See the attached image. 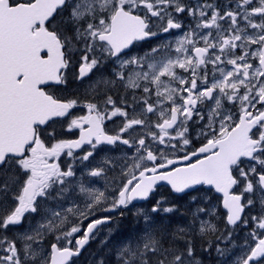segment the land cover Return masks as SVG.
Here are the masks:
<instances>
[{
    "label": "snow or ice",
    "instance_id": "6c2138e0",
    "mask_svg": "<svg viewBox=\"0 0 264 264\" xmlns=\"http://www.w3.org/2000/svg\"><path fill=\"white\" fill-rule=\"evenodd\" d=\"M70 82L89 97L85 115L49 90ZM56 118L78 138L47 131ZM193 125L204 142L189 151ZM160 182L198 193L190 219L162 215L178 211L163 196L135 207ZM131 208L134 227L102 241L111 264H204L213 251L228 264L236 249L231 264H264V0H0V264H75Z\"/></svg>",
    "mask_w": 264,
    "mask_h": 264
},
{
    "label": "flooded vegetation",
    "instance_id": "af4514ba",
    "mask_svg": "<svg viewBox=\"0 0 264 264\" xmlns=\"http://www.w3.org/2000/svg\"><path fill=\"white\" fill-rule=\"evenodd\" d=\"M221 2H223V0H221ZM181 19L186 25L192 23L191 19H189L186 14L183 17H181ZM153 30H157V29L154 28ZM179 34H180L179 30H173L172 37L164 33H161V37L163 39H172L174 38L175 35H179ZM158 42L159 41L154 38L150 44L144 43V42H140V43L143 45V49H147L150 46H153ZM137 51H141V54H142V49H140L139 46L137 48L132 49L133 54ZM77 88H78L77 84L70 82L67 88L59 87V88L49 89L50 91L53 92L54 95H56L57 97L61 99H78L80 101L77 107L70 110L72 117L79 116V115H85L87 112V109L83 107V103L86 100H88L89 97L85 95L82 87L79 88V91H76ZM70 118L71 117H69V119ZM152 118L155 119V117H152ZM119 125H120V121L116 118H113L112 121H105V125H104L105 131L109 132V134H114V132L118 130ZM53 129H55L57 133V137H56L57 139H76L79 136L78 129H73L71 131L67 129V121L65 120V118H56L55 122H50V127L47 129V131H52ZM191 130H192L193 144L189 146V149H188L189 151L193 150L194 148H198L204 142L203 140L196 139V131H198L199 129L196 128L195 125L192 126ZM42 138H44L43 135H42ZM106 147L112 148L114 146H106ZM122 148L123 146H121L120 149H116L113 152L108 153V155L119 156L121 155ZM87 150H88L87 146H85L84 151H87ZM74 154L83 155V151L77 149V150H74ZM104 155H105V152H100L95 156L94 160H91L90 162H84V164L88 165V168L94 167L96 165V161L100 160L101 157H103ZM69 159L70 158L66 157V155L62 154V157H61L62 161H68ZM78 167L83 168L85 172L88 170L87 168H84L83 165H78ZM79 175L80 173L78 172L77 176L79 177ZM111 176H112V173H109V177ZM88 180L95 181V186L97 187H100L101 185L104 184L103 178H88ZM197 187L201 189L200 194H203V192L206 189L210 188V186H206V185L197 186ZM192 195H198V193L190 192L188 195L174 194L171 192L170 186H168L166 182L165 183L160 182L156 189L155 195L151 198L150 201H147V202L141 201V202H134V203H135L136 208L150 207L152 202H154L156 199H159L161 196H163L166 198L169 204H175L176 207L178 208V211L175 213L162 214L166 218H170L175 223L177 221H181L182 218L184 217H187L188 219L191 218V211L195 209V207L197 206L195 204L190 203V197ZM210 196H211V200L213 204H215V201L218 200L217 202L218 213L222 212V215L225 214L226 216V211L222 207V199H223L222 194L216 193L215 190L212 189ZM165 206H168V204H166ZM133 212H135V208H131L130 211L126 212L123 218L119 216V212L112 213V216L114 218L113 221L108 223L107 225L101 226L98 234L100 232H105L109 234V229H112L113 231L117 229L118 231H121L123 235H125L135 225V221L133 218ZM248 215H257V210L250 209L248 211ZM250 228H251V225H249L248 228L237 227L235 229L240 233V235L239 233L234 234V239H235L236 244L239 241V237H241L242 231L243 230L249 231ZM98 234L96 235V238L91 240L89 244L82 250L81 255L78 258H74L75 264H86V263L95 264L96 260L98 259L100 255V251H98V248L95 245L96 240L99 239ZM229 247L231 246L229 245ZM200 258L203 260L204 264H211V257H209L208 255L205 254L204 256Z\"/></svg>",
    "mask_w": 264,
    "mask_h": 264
},
{
    "label": "rangeland",
    "instance_id": "374dc122",
    "mask_svg": "<svg viewBox=\"0 0 264 264\" xmlns=\"http://www.w3.org/2000/svg\"><path fill=\"white\" fill-rule=\"evenodd\" d=\"M217 202L218 200L215 201V206L217 208ZM257 210V215L260 214V209H259V205L257 204V207L254 208ZM194 210V209H193ZM192 210V211H193ZM218 212V210H217ZM219 214V217L220 219L217 220V225L218 227L221 229V230H224L225 229V225H224V220H223V217L225 216V214L222 215V212L221 213H218ZM230 230V229H229ZM248 232V230H243L242 233H241V237H239V241L237 244H242L243 241L245 240L246 236H245V233ZM235 233H239L237 230H235ZM240 235V233H239ZM120 236H123L122 232L121 231H118L117 229L115 231H113L111 233V235L109 236L108 233H105V232H100L98 234V240H96L95 242V245L97 246L98 248V251H101V252H105L106 254V257H107V262L108 264H111V257L109 255V249L111 248V243H108L107 245L102 243V241H105L106 237L111 240V241H115L116 238H119ZM240 255V251L239 249H236L234 251V253L231 255V259L228 260V264H231L232 260H234L236 258V256ZM101 258H99L100 260ZM87 264V263H86ZM211 264H221V260L220 258H218L215 254V252L213 251L212 253V256H211Z\"/></svg>",
    "mask_w": 264,
    "mask_h": 264
},
{
    "label": "trees",
    "instance_id": "16d2710c",
    "mask_svg": "<svg viewBox=\"0 0 264 264\" xmlns=\"http://www.w3.org/2000/svg\"><path fill=\"white\" fill-rule=\"evenodd\" d=\"M99 258H101V259L103 258L107 261V257H106L105 252L100 251V255H99L98 259L96 260L95 264H97V261H99Z\"/></svg>",
    "mask_w": 264,
    "mask_h": 264
},
{
    "label": "water",
    "instance_id": "95a60500",
    "mask_svg": "<svg viewBox=\"0 0 264 264\" xmlns=\"http://www.w3.org/2000/svg\"><path fill=\"white\" fill-rule=\"evenodd\" d=\"M165 183V182H164ZM222 201H223V199H222ZM222 207H223V204H222ZM225 210V209H224ZM226 211V210H225Z\"/></svg>",
    "mask_w": 264,
    "mask_h": 264
}]
</instances>
